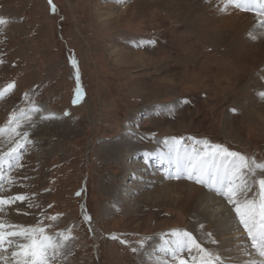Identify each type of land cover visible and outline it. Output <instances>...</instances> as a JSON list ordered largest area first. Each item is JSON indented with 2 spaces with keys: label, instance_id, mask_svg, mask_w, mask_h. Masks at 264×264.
I'll return each mask as SVG.
<instances>
[{
  "label": "rangeland",
  "instance_id": "1",
  "mask_svg": "<svg viewBox=\"0 0 264 264\" xmlns=\"http://www.w3.org/2000/svg\"><path fill=\"white\" fill-rule=\"evenodd\" d=\"M198 3L0 0V19L6 21L0 24V89L15 82L0 97V128L36 103L64 114L55 122L65 128L46 142L29 137L9 173L17 188H4L27 196L29 219L23 226L44 227L62 243L67 248V257L60 253L63 264H139L147 248L163 233L171 238L173 230L194 232L197 242L213 252L209 227L189 212L137 200L130 207L120 198L129 160L114 156L112 148L127 136L146 148L184 138L185 145L201 149L194 141L206 140L244 155L250 165L264 162V127L250 111L261 106L264 112V95L254 84L257 74L242 71L225 55L229 36L210 45L190 27L194 13L189 15V8ZM123 5L128 9L120 21L106 19ZM117 49L143 50L157 61L118 64L112 55ZM70 57L78 61L81 100L88 99L68 113L76 87ZM21 125L18 131H26ZM126 125L132 129L128 135ZM85 215L99 223L100 237ZM58 233L70 238L61 241ZM200 254L192 248L178 259Z\"/></svg>",
  "mask_w": 264,
  "mask_h": 264
},
{
  "label": "bare ground",
  "instance_id": "2",
  "mask_svg": "<svg viewBox=\"0 0 264 264\" xmlns=\"http://www.w3.org/2000/svg\"><path fill=\"white\" fill-rule=\"evenodd\" d=\"M198 1L199 3L195 6L198 8L197 11L195 7L189 8L188 14L193 15L194 13L191 18L193 21L189 23L190 27L199 32L210 45L219 44L222 39L221 36H229V52L225 55L233 62L235 61L242 71L250 70L253 72L255 70L257 76H254V84L257 86V93L264 95V24L260 23V21H264V15H261L258 9L243 11L231 4L225 8L224 0ZM222 8H224V11H221ZM119 9L118 13L113 12L106 19L117 18V21H120L122 16L127 14L128 6L123 5ZM115 53L112 55H117L115 62L118 64L140 66L145 61L149 63L157 61L143 50L117 49ZM169 81L171 83L173 79H169ZM262 95L258 96L261 98ZM87 99L86 97L79 103H83ZM79 103L75 105L71 103L67 110L68 113L78 108ZM258 103L260 104V102ZM35 106H38L43 111H30ZM24 111L26 115L17 122L19 124L23 123L24 129L26 128L25 130L30 132L29 137L33 136L39 142H46L59 129H65L59 128L55 122L64 114L60 115L52 110L47 103L31 104ZM250 111L256 122L264 127V112L261 106H253ZM29 116L32 118L27 119ZM50 122L51 124L49 125ZM43 123L48 125H42ZM92 123L94 124V120H92ZM0 129H3V131H0V153H6L13 146V143L9 141L19 140L20 137L12 135L9 125ZM225 129L226 131L230 130L228 123ZM19 131L22 132L23 130L21 131L20 129ZM129 132L132 133V129L126 125L123 133L128 135ZM187 146L189 149L195 147L200 150L194 144ZM112 150L114 156L128 158L129 160L127 165L123 167V184L121 191H119V196L124 201H127L130 207H133L134 202L137 200L139 203L156 207L178 206L185 212H189L199 220L198 222L201 225L209 227V229H205H207L209 234L211 233L210 239L214 243V250L211 255L214 259L219 258L217 264H262L264 262V257H260L258 252L252 247L251 238L235 213V205L227 203L226 197L214 192L206 185L202 186L194 180L190 181L186 176L179 179L169 176L171 165L167 156L168 145L158 143L153 148H146L141 146L135 139H129L127 136L122 143H117L113 146ZM145 152L150 153V155L145 156ZM256 165H250L256 175L253 176L251 173L245 175L244 178L247 180L248 189L242 194H238V199L241 201L254 199L259 204V193L261 190L255 181L264 177V169L257 168ZM261 165H264V162ZM10 171L11 169L8 168L7 163L0 165V175L3 176V181L0 182V195L13 196L4 188L6 185L8 187L11 186L12 189L17 188L15 183L9 182V180H14L9 174ZM244 171L247 172V170ZM4 182H7V184L5 183L4 185ZM27 213L28 208L24 203L6 206L5 211L0 213V220L5 224L24 225L29 219ZM91 227L96 237H100L102 229L99 223L94 221L91 223ZM193 228L195 229V227ZM188 233L196 241L198 240L194 232L188 230ZM161 235L143 253L146 258L140 260L139 264H177V259L186 250L177 254V256H173L170 249L164 245V240L170 238L165 233ZM12 239L14 244L7 246V251H0V255L6 258V264H12L11 252L17 250L14 245L24 242L17 238ZM66 249L63 247L58 250L59 255L56 257V263L63 264L64 261L60 253L64 252L66 255ZM204 249L207 252L209 250L207 245L204 246ZM203 255L201 253L195 260L190 257L188 264H200ZM0 264H5V261H0Z\"/></svg>",
  "mask_w": 264,
  "mask_h": 264
},
{
  "label": "snow or ice",
  "instance_id": "3",
  "mask_svg": "<svg viewBox=\"0 0 264 264\" xmlns=\"http://www.w3.org/2000/svg\"><path fill=\"white\" fill-rule=\"evenodd\" d=\"M49 3L51 4V0H49ZM224 3L225 8L231 4L243 11L258 9L260 14L264 15V0H224ZM52 10L55 12L54 6ZM221 11H224V8ZM3 23H6V21L0 19V24ZM260 23L264 24V21H260ZM0 63H3V61L0 60ZM70 65L74 70L76 84L72 99V104L75 105L81 101L83 92L78 61L74 57H70ZM14 88L15 82L8 83L3 89H0V97L10 93ZM27 95V93L24 94V96ZM30 111L41 112L43 110L35 106ZM25 115L26 112L22 110L18 116L9 117L11 133L14 134V137H20L19 140L9 141L13 143V146L6 153H0V165L7 163L9 169L13 167L14 163L18 164L21 150L25 149L28 143H31L28 131L20 132L17 130L22 125L16 123V121ZM65 115H68V113L65 112ZM28 118L30 119V116ZM13 124H15L14 127L12 126ZM0 131H3V129H0ZM183 141L184 138H173L170 143L166 141L168 143L167 156L171 165L169 176H174L177 179L186 176L188 180H194L202 186L206 185L209 189L226 197L227 203L235 205V213L239 217L240 223L247 230V234L251 238L252 247L258 252L260 257H264V177L255 181L261 190L259 193V204L254 199L241 201L238 199V194H242L248 189L247 180L244 178L245 175L247 173H251L253 176L256 175L246 157L232 152L221 145H212L206 140L194 141L195 144L202 145L200 150L195 147L189 149ZM144 155L149 156L150 153L145 152ZM256 167L264 169V165L261 164H257ZM244 170H247V172ZM2 181L3 176L0 175V182ZM76 195L79 196L80 193L78 192ZM26 199L27 196L24 194L0 195V213L5 211L6 206L14 205L17 202L24 203ZM56 218V215L50 217L52 220ZM83 219L88 222L91 230L92 217L85 215ZM58 235H60L61 241L70 238L63 234L58 233ZM170 237V239L164 240V245L170 249L173 256H177V254L185 250L191 251L192 248H196L204 254L201 257L200 264H217L219 258L214 259L187 231L173 230L170 233ZM12 238L24 241L14 245L17 250L11 252L12 264H52L59 255L58 250L63 246L62 243L57 242L54 236L47 234L44 227L5 224L0 220V251H7V246L14 244ZM122 242L126 243V241ZM135 250L133 249V251ZM192 259L195 260V257H192ZM0 261H5L6 264V258L2 255H0ZM177 264H188V260L178 259Z\"/></svg>",
  "mask_w": 264,
  "mask_h": 264
}]
</instances>
